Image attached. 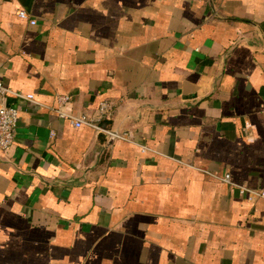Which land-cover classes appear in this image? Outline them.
I'll list each match as a JSON object with an SVG mask.
<instances>
[{
	"label": "crops",
	"instance_id": "obj_1",
	"mask_svg": "<svg viewBox=\"0 0 264 264\" xmlns=\"http://www.w3.org/2000/svg\"><path fill=\"white\" fill-rule=\"evenodd\" d=\"M0 76V264H264V0H0Z\"/></svg>",
	"mask_w": 264,
	"mask_h": 264
},
{
	"label": "built area",
	"instance_id": "obj_2",
	"mask_svg": "<svg viewBox=\"0 0 264 264\" xmlns=\"http://www.w3.org/2000/svg\"><path fill=\"white\" fill-rule=\"evenodd\" d=\"M18 17L27 20L31 25L37 23L36 19L33 18L30 13L25 9L18 11ZM15 96L26 100L31 104L38 103L35 95L32 93H23L21 91H15L8 87L0 76V155L5 152L15 141L16 129L20 123V108L13 107L8 104V98ZM60 104H64L70 100L69 95H59ZM116 109V103L109 100H102L95 113L88 114L83 113L79 116H75L63 110L62 106L56 109V112L60 117L68 118L74 127L81 128L88 126L95 128L99 131H103L110 136L117 137L120 139H129L127 133H118L113 130H108L100 125V122L104 119H112ZM55 133L52 131V136ZM146 147H144L145 149ZM224 181L238 187L240 193L244 195L249 201H255L258 197H264V190L252 189L250 187L239 185L231 180V176L227 174Z\"/></svg>",
	"mask_w": 264,
	"mask_h": 264
},
{
	"label": "water",
	"instance_id": "obj_3",
	"mask_svg": "<svg viewBox=\"0 0 264 264\" xmlns=\"http://www.w3.org/2000/svg\"><path fill=\"white\" fill-rule=\"evenodd\" d=\"M113 140H114V137L112 136L111 139H110V141H113Z\"/></svg>",
	"mask_w": 264,
	"mask_h": 264
}]
</instances>
